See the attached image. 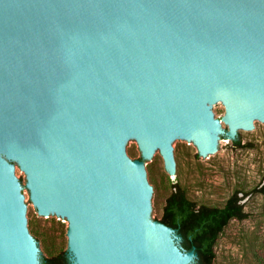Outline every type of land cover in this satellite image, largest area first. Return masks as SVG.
<instances>
[{
    "label": "water",
    "instance_id": "obj_1",
    "mask_svg": "<svg viewBox=\"0 0 264 264\" xmlns=\"http://www.w3.org/2000/svg\"><path fill=\"white\" fill-rule=\"evenodd\" d=\"M259 123L264 0H0V264H41L13 161L71 264H193L144 160Z\"/></svg>",
    "mask_w": 264,
    "mask_h": 264
},
{
    "label": "rangeland",
    "instance_id": "obj_2",
    "mask_svg": "<svg viewBox=\"0 0 264 264\" xmlns=\"http://www.w3.org/2000/svg\"><path fill=\"white\" fill-rule=\"evenodd\" d=\"M214 113L227 131L228 126L223 122L225 107H219ZM237 140L243 148L223 137L215 153L209 155L200 154L195 144H179L176 151L178 176L166 171L162 155L158 160L154 156L144 160L159 192L154 221H159L175 183L185 189L190 199L211 206H223L235 191L250 194L260 185L264 178V123H259L254 134L241 133ZM130 158L142 159L137 141L130 146ZM13 164L21 175L31 212L32 236L38 240L40 254L67 252V221L47 220L39 214L30 199L27 175L17 162ZM242 203L249 218L229 223L217 241L214 264H264V196L251 194Z\"/></svg>",
    "mask_w": 264,
    "mask_h": 264
},
{
    "label": "trees",
    "instance_id": "obj_3",
    "mask_svg": "<svg viewBox=\"0 0 264 264\" xmlns=\"http://www.w3.org/2000/svg\"><path fill=\"white\" fill-rule=\"evenodd\" d=\"M233 143L243 148L240 140H234ZM255 193L264 196V178L250 194L235 191L223 206H211L198 204L190 199L185 189L175 183L165 201L159 221L177 230L181 236L180 246L185 251L195 250L197 257L193 264H214L215 247L220 235L232 220L243 221L249 218L242 202ZM35 239L37 240L36 237ZM40 261L41 264H71L67 252L49 256L40 254Z\"/></svg>",
    "mask_w": 264,
    "mask_h": 264
}]
</instances>
